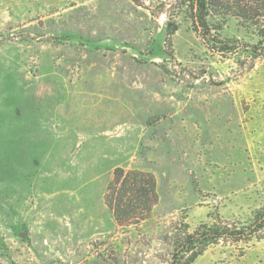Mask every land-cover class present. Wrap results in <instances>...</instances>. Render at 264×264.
<instances>
[{
  "label": "rangeland",
  "instance_id": "374dc122",
  "mask_svg": "<svg viewBox=\"0 0 264 264\" xmlns=\"http://www.w3.org/2000/svg\"><path fill=\"white\" fill-rule=\"evenodd\" d=\"M135 1L0 0V264H171L264 212V17L211 13L206 41L193 0ZM118 167L156 177L138 223ZM191 264H264V228Z\"/></svg>",
  "mask_w": 264,
  "mask_h": 264
},
{
  "label": "trees",
  "instance_id": "16d2710c",
  "mask_svg": "<svg viewBox=\"0 0 264 264\" xmlns=\"http://www.w3.org/2000/svg\"><path fill=\"white\" fill-rule=\"evenodd\" d=\"M135 1V0H134ZM193 13L198 31L207 41L210 33L209 14L234 16L242 23H259L264 17V0H193ZM137 3L140 0L135 1ZM208 43V42H207ZM210 45V44H209ZM258 53V52H257ZM264 54L263 52H259ZM106 203L119 224H133L145 219L158 201L157 180L154 173L139 169L118 167L108 185ZM187 233L176 246L171 264H191L205 247L220 239L243 240L264 228V212L249 227L231 228L227 225H206ZM186 261L183 260L190 253Z\"/></svg>",
  "mask_w": 264,
  "mask_h": 264
}]
</instances>
